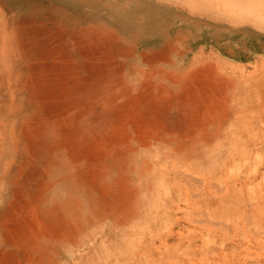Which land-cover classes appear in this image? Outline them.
<instances>
[{
    "label": "rangeland",
    "instance_id": "rangeland-1",
    "mask_svg": "<svg viewBox=\"0 0 264 264\" xmlns=\"http://www.w3.org/2000/svg\"><path fill=\"white\" fill-rule=\"evenodd\" d=\"M0 163V264H264V0H0Z\"/></svg>",
    "mask_w": 264,
    "mask_h": 264
},
{
    "label": "bare ground",
    "instance_id": "bare-ground-1",
    "mask_svg": "<svg viewBox=\"0 0 264 264\" xmlns=\"http://www.w3.org/2000/svg\"><path fill=\"white\" fill-rule=\"evenodd\" d=\"M258 74V73H257ZM249 86V85H248ZM4 127V126H3ZM1 164V163H0ZM3 164V163H2ZM183 173V172H182ZM216 184V183H215ZM208 196V195H207ZM210 197V196H209ZM208 200V199H207ZM264 203V202H263ZM253 207V206H252Z\"/></svg>",
    "mask_w": 264,
    "mask_h": 264
}]
</instances>
